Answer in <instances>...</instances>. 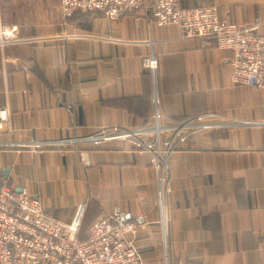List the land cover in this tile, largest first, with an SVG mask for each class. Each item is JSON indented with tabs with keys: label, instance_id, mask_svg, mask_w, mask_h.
<instances>
[{
	"label": "crops",
	"instance_id": "0c3cea01",
	"mask_svg": "<svg viewBox=\"0 0 264 264\" xmlns=\"http://www.w3.org/2000/svg\"><path fill=\"white\" fill-rule=\"evenodd\" d=\"M144 0L134 14H61L60 0H0L10 132H0V185L24 189L79 240L100 217L144 225L140 264H258L264 251V89L231 79V49L155 24ZM264 33V0H179ZM154 71L143 68L148 55ZM113 77V81L110 79ZM2 71L0 70V79ZM158 95L174 118L215 113L253 124L200 131L171 156L162 213L149 155L102 129L143 123ZM79 139L85 140L80 142ZM65 140L37 152L20 143ZM78 140L77 142H72ZM79 149L92 153L84 168Z\"/></svg>",
	"mask_w": 264,
	"mask_h": 264
},
{
	"label": "built area",
	"instance_id": "2783aa9c",
	"mask_svg": "<svg viewBox=\"0 0 264 264\" xmlns=\"http://www.w3.org/2000/svg\"><path fill=\"white\" fill-rule=\"evenodd\" d=\"M144 0H60L61 14L101 12L114 21L138 11ZM149 13L160 26L177 25L187 39H213L218 48L232 51L231 79L248 87L264 89V33L255 27L243 28L219 16L214 6L185 8L179 0H152ZM0 17V132H10L6 57ZM157 59L148 55L142 60L145 69L154 71ZM113 81V77L110 76ZM253 124L223 120L215 113H204L186 118L165 115L160 108L158 95L151 96V112L141 124L131 127L102 129L87 140L121 139L133 144L135 149L149 155L150 166L155 171L156 202L162 213L170 188L169 165L171 156L190 136L200 131ZM80 142L85 141L79 139ZM74 140L72 142H77ZM67 141H33L19 146L37 152L49 147L65 146ZM84 168L94 165L92 153L79 149ZM82 209V207H81ZM143 217L136 221H113L100 217L87 230L86 240L77 237L79 217L70 224L46 214L39 198L26 190H16L7 184L0 185V264H140L141 257L134 236L144 225ZM175 264H189L178 260ZM258 264H264V251Z\"/></svg>",
	"mask_w": 264,
	"mask_h": 264
},
{
	"label": "trees",
	"instance_id": "16d2710c",
	"mask_svg": "<svg viewBox=\"0 0 264 264\" xmlns=\"http://www.w3.org/2000/svg\"><path fill=\"white\" fill-rule=\"evenodd\" d=\"M78 229H79V224H78ZM78 229H77V237L79 238V236H78ZM86 236H87V233H86ZM85 240H86V238H85ZM82 241H84V240H82Z\"/></svg>",
	"mask_w": 264,
	"mask_h": 264
},
{
	"label": "bare ground",
	"instance_id": "6f19581e",
	"mask_svg": "<svg viewBox=\"0 0 264 264\" xmlns=\"http://www.w3.org/2000/svg\"><path fill=\"white\" fill-rule=\"evenodd\" d=\"M81 210H82V209H80V212H79L78 216H80V214H81Z\"/></svg>",
	"mask_w": 264,
	"mask_h": 264
},
{
	"label": "rangeland",
	"instance_id": "374dc122",
	"mask_svg": "<svg viewBox=\"0 0 264 264\" xmlns=\"http://www.w3.org/2000/svg\"><path fill=\"white\" fill-rule=\"evenodd\" d=\"M213 130V129H212ZM210 131V130H209Z\"/></svg>",
	"mask_w": 264,
	"mask_h": 264
},
{
	"label": "water",
	"instance_id": "95a60500",
	"mask_svg": "<svg viewBox=\"0 0 264 264\" xmlns=\"http://www.w3.org/2000/svg\"><path fill=\"white\" fill-rule=\"evenodd\" d=\"M79 217V216H78Z\"/></svg>",
	"mask_w": 264,
	"mask_h": 264
}]
</instances>
